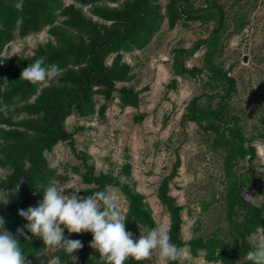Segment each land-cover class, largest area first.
<instances>
[{
	"label": "trees",
	"instance_id": "trees-1",
	"mask_svg": "<svg viewBox=\"0 0 264 264\" xmlns=\"http://www.w3.org/2000/svg\"><path fill=\"white\" fill-rule=\"evenodd\" d=\"M0 0V169L7 172L0 177V189H6L7 205L0 203V217L5 228L13 235L27 221L19 216V209L37 206L43 199L42 185L55 184L62 178L56 174L46 157L47 152L61 143L68 144L81 160L85 172L74 168L89 188L82 191L87 197L110 186L119 188L127 200L126 230L148 231L156 227L152 210L145 196L119 175L96 173L89 164L91 157L76 148V133L70 132L67 120L72 115L81 118L98 116L105 119L110 104L116 99L121 109L139 108L142 91L128 84L132 81L131 66L123 61V53L142 51L153 41L165 23L169 30L178 26L188 28L191 23H212L208 36L197 40L191 49H177L174 59L176 76L201 78L214 90L193 97L183 119L193 121L209 133L214 150H224L222 165L226 177L224 204L229 223L223 237L222 228L210 235L197 236L189 241L183 238L184 206L171 194V183L178 176L182 161L177 156L173 170L163 176L157 188V198L170 215V236L179 252L188 248L190 256L203 255L211 264H238L247 260V252L257 244L250 237L262 231L264 237V211L253 204V197L264 191L255 177L256 149L252 139L246 138L238 123V116L230 110V100L237 92V80L223 63L218 61L230 33L229 16L220 0ZM86 7H88L86 10ZM48 29L52 41L39 45L31 56L4 57V52L17 39H25ZM242 29H236V34ZM204 47V65L188 67L185 57ZM46 57L45 64H57L62 70L60 84H32L20 78L22 70L37 58ZM111 59L110 63L107 60ZM170 85L176 88L177 78ZM103 103L99 105L96 99ZM206 97L205 102H201ZM145 115L134 117L142 122ZM261 137L264 139V135ZM241 162L249 164L247 172L239 173ZM132 165H123L120 174L131 178ZM64 180V179H61ZM39 190V191H37ZM36 193L33 195V193ZM27 231V229H25ZM67 238L80 240L83 247L71 255L78 257L76 264H104L99 253L89 246L91 232L71 233ZM28 235H32L30 232ZM29 264H49L60 256L61 264L69 258L63 249H51L32 236L31 241L18 237ZM72 264V261H69ZM124 264H147L129 257ZM170 264H186L181 261Z\"/></svg>",
	"mask_w": 264,
	"mask_h": 264
},
{
	"label": "rangeland",
	"instance_id": "rangeland-1",
	"mask_svg": "<svg viewBox=\"0 0 264 264\" xmlns=\"http://www.w3.org/2000/svg\"><path fill=\"white\" fill-rule=\"evenodd\" d=\"M67 3L73 0H65ZM228 12L230 33L224 51L218 61L230 70L237 80L238 90L230 100V110L238 116V123L246 138L252 139L257 158L254 161L255 177L264 187V0H220ZM168 0H161L166 7ZM88 7H86V10ZM213 24H189L188 28L178 26L170 31L168 24L153 41L142 51L123 53V61L131 66L132 81L128 84L142 91L139 108L121 109L116 99L110 104L105 119L98 116L81 118L72 115L67 124L70 132L76 133V148L87 153L96 173H113L121 180L129 182L135 190L145 196L152 210L156 226L163 224L170 228V215L157 198V188L163 176L173 170L177 156L181 157L178 176L171 183V194L184 206L182 212L183 238L189 241L197 236H207L216 228H222L223 237L228 236L229 227L225 213L224 193L226 177L223 172L224 150H214L212 136L199 128L193 121L183 119L189 101L207 88L204 74L200 79L180 77L174 73L175 51L191 49L193 44L208 36ZM236 29H242L236 34ZM52 41L48 29L25 39H17L4 52V57L31 56L42 44ZM205 48L185 57L188 67L204 65ZM246 59V60H245ZM111 59L107 60L110 63ZM177 78L178 85L173 88L170 82ZM45 83L43 86H46ZM99 105L104 101L96 98ZM206 97L201 102H205ZM145 115L142 122L134 117ZM46 157L56 174L62 177L55 181L58 187H75L82 191L89 188L84 184L74 168L85 172L82 162L66 143L56 146ZM132 165L131 178L120 172L125 163ZM249 164L241 162L236 167L239 173L247 172ZM7 174L0 169V177ZM64 179V180H61ZM75 189H65L70 193ZM122 207L127 209V200L122 191L110 186ZM253 204L264 211V191L258 192ZM63 227V226H62ZM65 231V230H64ZM133 239L146 235L147 229L132 232ZM253 244L264 240L262 231L250 237ZM42 242L43 239L38 236ZM181 261L186 264H211L205 262L203 255L193 258L188 248L180 250ZM147 264H161L157 253H153ZM242 259L238 264H244Z\"/></svg>",
	"mask_w": 264,
	"mask_h": 264
},
{
	"label": "clouds",
	"instance_id": "clouds-1",
	"mask_svg": "<svg viewBox=\"0 0 264 264\" xmlns=\"http://www.w3.org/2000/svg\"><path fill=\"white\" fill-rule=\"evenodd\" d=\"M45 61L46 57L37 58L22 70L20 78L32 84L54 82L59 85L62 70L55 63L46 65ZM41 187L42 201H38L37 206L18 210L27 223L16 229L15 236L5 228L4 218L0 217V264H29L20 246L18 237L21 236L27 241H31L32 236L41 237L47 248L63 249L69 258L67 264L69 261L76 264L78 257L71 254L80 250L83 244L80 240L67 238L65 228L69 234L91 232L93 239L89 246L99 253L104 264H124L129 257L136 261L147 260L154 252L161 264L180 259L181 253L171 242L170 229L163 224L134 240L133 234L126 230V215L113 193L98 191L82 197L75 187L61 188L55 184ZM68 188L75 191L66 194ZM10 195L6 189H0V203L7 205ZM247 260L250 264H264V240L247 252ZM49 264H61L60 256L53 257Z\"/></svg>",
	"mask_w": 264,
	"mask_h": 264
},
{
	"label": "water",
	"instance_id": "water-1",
	"mask_svg": "<svg viewBox=\"0 0 264 264\" xmlns=\"http://www.w3.org/2000/svg\"><path fill=\"white\" fill-rule=\"evenodd\" d=\"M246 60V59H245Z\"/></svg>",
	"mask_w": 264,
	"mask_h": 264
}]
</instances>
